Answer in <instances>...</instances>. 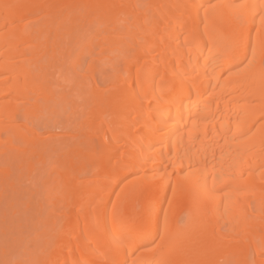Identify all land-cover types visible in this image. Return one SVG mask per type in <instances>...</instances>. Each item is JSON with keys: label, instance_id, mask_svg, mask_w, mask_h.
<instances>
[{"label": "bare ground", "instance_id": "obj_1", "mask_svg": "<svg viewBox=\"0 0 264 264\" xmlns=\"http://www.w3.org/2000/svg\"><path fill=\"white\" fill-rule=\"evenodd\" d=\"M0 212V264H264V0H0Z\"/></svg>", "mask_w": 264, "mask_h": 264}, {"label": "rangeland", "instance_id": "obj_2", "mask_svg": "<svg viewBox=\"0 0 264 264\" xmlns=\"http://www.w3.org/2000/svg\"><path fill=\"white\" fill-rule=\"evenodd\" d=\"M2 209H4V208H2ZM2 212H3V210H2ZM2 212H0V215L3 214ZM1 216H2V215H1ZM1 216H0V217H1Z\"/></svg>", "mask_w": 264, "mask_h": 264}]
</instances>
